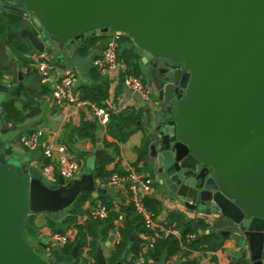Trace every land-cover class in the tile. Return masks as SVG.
Wrapping results in <instances>:
<instances>
[{
    "label": "water",
    "instance_id": "1",
    "mask_svg": "<svg viewBox=\"0 0 264 264\" xmlns=\"http://www.w3.org/2000/svg\"><path fill=\"white\" fill-rule=\"evenodd\" d=\"M0 10L30 16L33 27L21 36L59 69L67 68V41L99 31L123 33L144 50L160 106L151 158L163 187L189 210L231 218L236 232L216 234L237 241L251 264H264V0H0ZM24 86L22 72L17 86L0 83V103L21 98ZM3 116L0 107V264H80V241L69 255L57 248L44 259L46 243L33 244L26 220L58 217L84 192L110 193L96 189L94 177L101 132L86 174L52 184L13 153L18 136L10 139L15 130ZM109 238L98 264H109L104 252L116 242ZM131 252L117 264H129Z\"/></svg>",
    "mask_w": 264,
    "mask_h": 264
},
{
    "label": "trees",
    "instance_id": "2",
    "mask_svg": "<svg viewBox=\"0 0 264 264\" xmlns=\"http://www.w3.org/2000/svg\"><path fill=\"white\" fill-rule=\"evenodd\" d=\"M30 24L26 16L2 12L0 15V48L1 50H11L13 55L17 58L20 68H28L29 75H38V71L33 68V66H30L34 63L27 58L28 56L34 55L36 52L31 47L29 41L21 36V29L32 28ZM109 40L110 39L105 36H99L97 34L89 35L85 39L78 41L75 55L85 58L95 54L94 60H96L106 48L105 46ZM122 43H127L129 46L133 45L128 36L124 37L121 41V44ZM2 56H4L3 52L0 54V58H2ZM119 59L124 60L128 66L129 75L141 77L144 84H151L143 77L142 70L140 69L142 61L140 55L136 51V46L134 48L132 46L130 49H125L123 51L119 50ZM7 72L6 69H0V79H2ZM101 77V73L93 66L90 79L94 82V85H82L79 90L84 100L90 101L97 106L104 107L105 101L109 98V85L101 81ZM45 87H47V93L51 94L53 92L51 87ZM29 95L32 96V94ZM24 98L22 101L9 98L0 105L4 110L3 119L6 122V126L15 131H19L27 119L35 117L40 113L39 107L35 108L33 106V100H30L31 98L29 99L27 97L25 100ZM18 102L21 104V109L17 107ZM29 109L32 111L30 115L27 114ZM138 120V113L136 114L126 110L118 114L112 113L108 123L109 125L106 129V134L118 142V144L125 142L135 130L138 129ZM98 130L96 124L84 123L83 127L80 129V135L90 137L95 141ZM21 136L23 135L19 134L16 143ZM104 143L105 146L111 145L107 143L106 140ZM114 147L118 150L117 144ZM144 148V152L140 155V158L147 156V143ZM110 161L111 158L107 154L100 156L96 161L97 168L95 177L100 184L115 173H111L107 170V165ZM101 200H103V203L109 209V216L105 220H89L83 225H80L79 219L83 216L85 205L88 202H94L90 193H83L69 209L60 215V217L46 215L47 226L51 229L53 234L64 235L70 229H76L78 231V235L75 238L76 240L70 242L65 247H59L63 255H69L77 242L80 241L82 245L80 257L82 258L84 248L88 247L90 250L89 255L95 258L100 245L106 242L109 239L110 233L116 230L120 220L119 218L122 215L124 221L120 228L121 239L114 245L113 250L110 252L109 264H117L129 247H132L129 264H134V261L141 254L147 243L141 235L153 237L155 232L146 226L144 218L136 212L133 204L130 203L125 207H121L120 211H117L109 198L103 197ZM144 204L152 212L157 222V202L148 199V197H144ZM169 217V222L164 226L169 229L180 231L182 241L173 236H161L158 240H155L153 248L147 249L145 253L147 264H161L177 256L183 260L190 257L191 254L195 252L216 253L218 250L223 249L227 241V239L221 235L216 234L217 230L223 229L236 232L235 226L224 219H219L215 224L211 225L205 219H190L180 212L172 213ZM36 218L37 216L34 214L28 216L26 220V232L33 244L38 246L43 242L40 239L41 229L35 221ZM190 236H195V239L189 241L188 238ZM133 238L134 240H132ZM236 264L250 263L240 259Z\"/></svg>",
    "mask_w": 264,
    "mask_h": 264
},
{
    "label": "crops",
    "instance_id": "3",
    "mask_svg": "<svg viewBox=\"0 0 264 264\" xmlns=\"http://www.w3.org/2000/svg\"><path fill=\"white\" fill-rule=\"evenodd\" d=\"M97 35L105 36L108 39L112 37L111 34H107L104 31L97 32ZM124 37L127 36L125 35ZM124 37L122 38V40L124 39ZM121 41L119 43V50L123 51L125 49H130L131 46H129L127 43L121 44ZM131 41L133 40L131 39ZM55 48H57L59 51L61 50L59 45H56ZM137 49L136 51L140 55L141 61L143 57L149 58L148 54L144 50H142L140 47L138 48V46ZM2 52L4 56L0 58V69H6L8 72L5 73L2 79H0V83L17 86L19 84V74L20 72H22L25 84L21 98H13L7 96L3 98V101L8 100L9 98L22 101L24 97H28L29 99L31 98L30 100H33V106L35 108L39 107L40 113L35 117L27 119L23 126L27 124H32L34 126L28 131L43 129L46 133V138L50 143L56 144L58 146L63 145L67 148L68 156L76 162L82 164L83 166V172L76 180L81 179L86 174L87 159L94 156L97 152V134L101 132L102 143L104 146V153L102 155L107 154L111 158L110 163L107 165V170L109 172H115L114 174L126 173L130 168H133L138 173L140 172L154 180V187L152 192L146 195L145 197H148V199L157 202L156 218L158 225H166L169 222V216L172 213L176 212H180L190 219H205L211 225L215 224L219 219H224L225 221L235 225L231 218H224L219 216L207 217L198 212H194L192 210L187 209L182 204H180L175 198H173L168 193V190L163 187L162 180L160 179V176L157 175L154 161L151 158V146L155 135V129L158 124V118L160 117V106L159 103H157L156 95L155 99H153L151 102L145 103L139 96H136L126 87V85H124V78L126 75H129V68L124 62V60L121 59V69L113 71L109 75L101 74V81H104L106 82V84L109 85V98L105 101L104 107H106L111 113L114 114H118L124 110L139 114L138 129L135 130V132L125 142H121L118 144V142L109 137L106 132L103 131L102 126L98 124L97 120L94 118L91 109L82 108L80 110H77L75 107L71 106L56 105L52 100L53 92L51 94L47 93V87H45L47 85H43L42 83H40L39 74L29 75L28 68L21 69L17 58L13 55L11 50H1L0 48V54H2ZM40 55L41 54H38L36 52L34 55L28 56L27 58L32 60V63H35L36 60H38V58L40 57ZM71 56L72 57L70 59L67 56L66 67L69 69H73L78 74L76 90L79 92V89L82 85H94V82L90 79V74L94 66L95 54H92L85 58L80 56L77 57L75 54H71ZM33 65L34 64H31L30 66L32 67ZM66 69L58 68V74L62 73ZM140 69L142 70L143 77L147 74L149 75L148 80L145 77L144 78L152 84L151 85L148 83L151 87H154L150 76L149 68L142 63ZM29 94H32V96ZM26 98H24V100ZM3 101L0 103V105L3 103ZM17 107L22 108L19 102L17 103ZM27 114H32V111L29 109L27 111ZM84 123H91L97 125L99 130L96 133L95 141L92 140L90 137H84L80 135V129L83 127ZM23 126L21 127L23 128ZM105 140L111 145L105 146ZM146 143L148 144L147 156L144 158H140V155L144 152V147ZM114 144L118 145V150L114 147ZM35 154L37 155V158L31 160L32 167H36L41 170L43 164L45 163V159L41 152H35ZM59 178L60 176L57 174L56 181L51 183H57ZM95 181L96 189L101 188V184L96 177ZM104 189L109 190L110 193L102 195L99 198H95L93 196V193L84 192L90 193L94 202H88L85 205L83 215L87 212L88 208L96 205L98 202H103V200H101V198L103 197L109 198V200L114 205L117 211H120L121 207H125L126 205L131 203L129 195L125 188L120 187V189ZM46 215L49 214L36 215L37 218L35 221L38 222L39 218H45ZM84 223L86 222H82V220H80V225H83ZM122 225V223H118L116 230L110 233L109 235V237L115 235V244L121 239L120 228ZM40 229V239L43 243H47L49 241L48 239L50 235L53 233L51 229L46 225L44 228ZM117 231L119 232V234L116 233ZM65 234L75 239L78 235V231L76 229H70ZM141 237L147 242L148 238L146 236L141 235ZM109 239L106 242H108ZM106 242H103L100 247H102L103 244H105ZM108 249H105V257H107L106 251ZM89 251L90 250L88 247L84 248L82 257H84L86 254H89ZM243 255H245V250L243 249V247L237 241L235 242L232 239H228L225 242L223 249L218 250V252L216 253L195 252L192 253L190 257L185 258L183 260L178 256L173 257L168 262H166V264H236L237 261L240 259L248 261V259ZM83 259L84 258H82V260ZM107 259L109 261L108 257ZM95 261L96 264H98L96 256ZM248 262L251 264L250 261Z\"/></svg>",
    "mask_w": 264,
    "mask_h": 264
},
{
    "label": "built area",
    "instance_id": "4",
    "mask_svg": "<svg viewBox=\"0 0 264 264\" xmlns=\"http://www.w3.org/2000/svg\"><path fill=\"white\" fill-rule=\"evenodd\" d=\"M1 13L2 10H0V15ZM27 18L32 24L31 17L27 16ZM124 36L125 34L120 32H117L114 37L112 36L100 57L94 61V67H96L97 71L101 74L109 75L113 71L121 69L122 64L119 59V43ZM33 67L38 71L41 83L52 88V100L56 105L71 106L75 107L77 110L82 108L91 109L94 118L97 120L98 124L102 126L103 131L106 132L112 113L106 107L97 106L82 98L81 92L76 90V84L78 82V74L76 71L67 68L65 71L58 74V68L55 67L54 62L45 54L40 55ZM124 85H126L132 93L140 95L147 102H151L153 94L155 95L153 87L144 84L141 77L126 75L124 78ZM17 143L23 149L42 153L45 163L41 168V172L49 182L56 181L57 174L67 182L73 181L83 172L82 164L68 156L65 146H58L50 143L43 129H36L23 134ZM100 186L107 189L125 188L136 212L144 218L146 226L155 232L153 237L146 236L148 238L147 243L141 254L134 261V264H147L145 253L148 248L154 247L155 240H158L161 236H173L182 241L180 231L158 225L152 212L144 204V197L150 194L154 187V180L150 177L130 168L125 174H113L105 179ZM108 216L109 209L107 206L103 202H98L96 205L88 208L87 212L80 220H82V222H87L89 220L102 221L107 219ZM119 219V224L123 223L124 219L122 215ZM116 233L119 234L118 231ZM188 239L189 241L195 239V236H190ZM48 240L42 252V256L44 259L50 260L54 259L55 250L57 248L65 247L75 239L67 234H51ZM82 258L84 259L80 264H96L95 258L91 257L89 254H86Z\"/></svg>",
    "mask_w": 264,
    "mask_h": 264
},
{
    "label": "rangeland",
    "instance_id": "5",
    "mask_svg": "<svg viewBox=\"0 0 264 264\" xmlns=\"http://www.w3.org/2000/svg\"><path fill=\"white\" fill-rule=\"evenodd\" d=\"M31 25V24H30ZM31 27H33L32 25H31ZM73 42H70V41H67L65 44V46L66 47H68L69 48V50H68V52H70V54L68 55V58L70 59L72 56H71V54L73 55V54H75L76 53V51H77V48H76V45L75 46H72V45H74V44H72ZM132 43H133V48L136 46V49H137V45L132 41ZM70 45V46H67V45ZM135 45V46H134ZM126 46V45H125ZM131 46V47H132ZM138 48H139V46H138ZM137 51H138V49H137ZM71 61H73V60H71ZM76 63V62H75ZM77 64V63H76ZM147 80L149 79V75L147 74V75H145L144 76ZM148 85V84H147ZM150 86V85H149ZM153 89H154V93H155V88L153 87ZM136 96H139L141 99H142V101H144L145 103H149V102H147V101H145L140 95H136ZM153 99H155V95L153 94V96H152V100ZM20 108V107H19ZM21 109V108H20ZM11 137H10V139H12V138H16L17 136H19V133H18V131H15L14 133H11V135H10ZM7 139V138H6ZM17 139H18V137H17ZM7 141V140H6ZM15 145V147L13 148V153L15 154V155H17V156H19L20 158H21V160H22V162H24L25 161V163L26 164H28L29 165V167H32V164H31V160L32 159H35V158H37V155L35 154V153H32V152H29V151H27V150H25V149H23L20 145H18V143H15L14 144ZM44 219H45V221H44ZM38 224V226H39V228H44L45 227V225L47 226L48 225V223H46V217L45 218H43V217H41V218H39V220H38V222H37ZM113 250V246L111 247V248H109L107 251H106V255H107V257L108 258H110V252Z\"/></svg>",
    "mask_w": 264,
    "mask_h": 264
},
{
    "label": "flooded vegetation",
    "instance_id": "6",
    "mask_svg": "<svg viewBox=\"0 0 264 264\" xmlns=\"http://www.w3.org/2000/svg\"><path fill=\"white\" fill-rule=\"evenodd\" d=\"M72 44H74L72 46H75L76 44H78V42H75V43H72ZM7 148H8V145L4 144V147L1 149V152H5Z\"/></svg>",
    "mask_w": 264,
    "mask_h": 264
}]
</instances>
